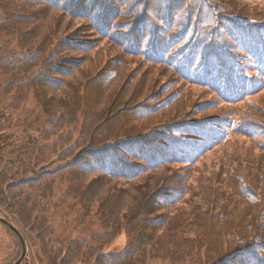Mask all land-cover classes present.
I'll use <instances>...</instances> for the list:
<instances>
[{
  "label": "trees",
  "instance_id": "trees-1",
  "mask_svg": "<svg viewBox=\"0 0 264 264\" xmlns=\"http://www.w3.org/2000/svg\"><path fill=\"white\" fill-rule=\"evenodd\" d=\"M221 3L0 0V34L19 47L0 74L18 103L32 93L47 118V145L20 158L36 160L33 169L0 175V217L44 264L173 263L172 251L175 263L253 264L251 251L264 250V0ZM157 69L164 103L146 94ZM166 107L174 120L139 128ZM222 117L235 127L211 136L207 122ZM183 120L205 121L189 129L195 139ZM57 184L61 202L95 214L104 233L56 248L46 201ZM0 224L22 254L18 234ZM123 231L128 248L104 254Z\"/></svg>",
  "mask_w": 264,
  "mask_h": 264
},
{
  "label": "rangeland",
  "instance_id": "rangeland-1",
  "mask_svg": "<svg viewBox=\"0 0 264 264\" xmlns=\"http://www.w3.org/2000/svg\"><path fill=\"white\" fill-rule=\"evenodd\" d=\"M158 1V0H157ZM222 6H227L226 9L229 8V0H221ZM235 2V1H233ZM237 2V1H236ZM228 3V4H227ZM220 4V5H221ZM218 13L219 11H224L222 7L217 4L215 6ZM223 9V10H222ZM226 14V13H223ZM228 15V14H226ZM1 18V12H0ZM227 25V22H223ZM222 23V24H223ZM229 25V24H228ZM87 29V27L85 28ZM224 29V28H223ZM93 37V35L90 34ZM226 38V36H225ZM228 39V38H227ZM108 43H113L111 41L107 42L106 47H108ZM101 49V45H99ZM19 52V47L17 44L11 41V39L6 36L0 34V61L17 55ZM78 55L72 56V58L77 57ZM126 61V60H125ZM131 68L124 66L122 69V78L124 80L130 75ZM162 70H155L154 76L151 78L149 85H152V89L146 94L151 93L152 99L151 102L161 103L169 97L163 96V91H161V79L158 81L159 74ZM171 75V74H169ZM104 78L107 79L108 75H104ZM136 79V81H140L141 76L137 73L136 70H132L131 72V80ZM106 81V80H105ZM104 81V82H105ZM9 80L4 78L0 74V161L3 163L0 169V175L2 171H9L12 175H10V179L14 174H17L19 171L25 174L27 170H32L35 162H31L29 160L20 159L24 154L30 153V149L35 148V143L39 142L37 145L38 149H43L45 145H47L46 141L41 142L40 138L43 136V131L47 127V118L43 111H41L39 105H37V101L32 93L28 94L26 99L22 103L17 102V96L15 93L10 94L8 91ZM159 94L158 97L155 98V95ZM199 92L193 96V102L196 103L198 99L197 96ZM147 104V103H146ZM153 106V105H151ZM186 106L183 104V108ZM169 107L164 108L163 113H159L157 116L150 117L146 121L140 122L139 127L141 130H146L148 127H151L155 124V122H169L174 120L176 116L172 113L173 109H178V106L175 108L168 110ZM187 117V116H186ZM190 117V116H189ZM182 118V116L177 117ZM184 119V118H183ZM152 121V124H146ZM143 126V129H142ZM42 140V139H41ZM50 159L52 155L49 156ZM20 160V161H19ZM24 164L32 165V169H27ZM20 168V169H19ZM14 177V176H13ZM14 179H16L14 177ZM62 185L56 186V195L53 199L47 200L46 204L50 207L48 217L50 218L49 227L54 231L53 242L57 249L62 248L65 249L74 243V241H91L97 235L104 233V228L102 224H100L96 215H92L90 218H85L83 214V210L80 207L74 205V203L67 202L62 203L64 195L62 196L60 190ZM65 190L64 186H62ZM34 196L38 195L34 189L29 192ZM48 193L46 190H43L42 194ZM1 205V204H0ZM2 207V205H1ZM1 210V209H0ZM4 214L7 213L8 210L3 206V210H1ZM251 211V209H250ZM167 213H172L171 210ZM248 211L246 208H243V212L241 213V218H244L247 215ZM0 224V264H14V262L19 258L20 254L15 245L14 241L11 238V234H8ZM28 233L26 230L25 235ZM27 236V235H26ZM28 239V238H27ZM16 242V241H15ZM131 242V238L129 235L123 231L117 236L112 242H108L109 244L105 245L103 253H117L119 251H123L128 248V245ZM28 255L24 264H44L42 261V256L40 255V251L37 250L34 245L35 242L28 239ZM60 252V250H57ZM253 257L251 261L253 264H264V250L254 248L251 251ZM170 253V252H169ZM183 255L182 252H180ZM169 255V254H168ZM173 263L166 262L164 260H147L140 264H174V259L176 258L175 252L172 251L171 255ZM220 258H217V260ZM180 259L177 260L175 264H193V260H188L183 262H179ZM216 260V261H217ZM237 264V263H235Z\"/></svg>",
  "mask_w": 264,
  "mask_h": 264
},
{
  "label": "water",
  "instance_id": "water-1",
  "mask_svg": "<svg viewBox=\"0 0 264 264\" xmlns=\"http://www.w3.org/2000/svg\"><path fill=\"white\" fill-rule=\"evenodd\" d=\"M2 221H3V223H5L7 226H9V227H11V228H13V229H15L16 231H17V229L16 228H14V227H12L9 223H7L5 220H3L2 219ZM18 232V231H17ZM18 234H19V232H18ZM27 247H26V243L24 242V240H23V254H22V257L16 262V264H22L23 263V260L25 259V257H26V254H27Z\"/></svg>",
  "mask_w": 264,
  "mask_h": 264
}]
</instances>
